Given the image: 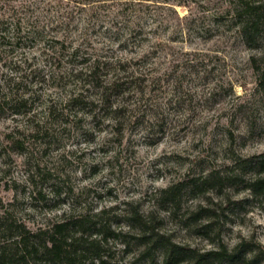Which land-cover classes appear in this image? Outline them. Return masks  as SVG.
Listing matches in <instances>:
<instances>
[{
  "label": "rangeland",
  "instance_id": "rangeland-1",
  "mask_svg": "<svg viewBox=\"0 0 264 264\" xmlns=\"http://www.w3.org/2000/svg\"><path fill=\"white\" fill-rule=\"evenodd\" d=\"M27 1L37 4L21 14L22 40L2 46L0 89L32 95L42 104L35 119L45 124L32 135L29 123L0 113V141L17 125L26 140L24 151L5 147L0 157V216L36 229L70 211L106 210L93 219L108 232L102 250L110 262L163 264L161 248L144 253L150 244L138 238L141 228L129 216L135 212L200 252L248 241L240 257L211 264H264V191L250 187L264 172L243 161L264 155V19L249 42L228 11L237 0ZM145 51L153 53L147 64L158 67L157 76L173 65L177 73L194 72L179 84L187 93L181 100L174 75L156 84V107L171 120L163 135L129 127L121 138L83 111L46 121L47 100L63 96L58 77L73 63ZM210 171L229 178L185 184L174 202L160 197L163 188Z\"/></svg>",
  "mask_w": 264,
  "mask_h": 264
},
{
  "label": "trees",
  "instance_id": "trees-1",
  "mask_svg": "<svg viewBox=\"0 0 264 264\" xmlns=\"http://www.w3.org/2000/svg\"><path fill=\"white\" fill-rule=\"evenodd\" d=\"M234 2L228 11L233 12L239 19L240 34L246 41L255 42L263 28L264 0ZM36 4H29L27 0H0V55L4 50L2 48H5L2 46L12 43L11 38L16 39L17 45L20 43L23 38L21 14L24 11L27 13ZM71 12L67 10V14ZM9 18L14 19L11 27L13 37L8 35ZM29 24L30 27L38 26V23ZM152 54L151 51H145L143 57H119L116 61L84 57L78 63H73L68 75L61 73L58 77L63 81V85L65 84L63 96L47 100L48 103L44 107L46 121L63 122L65 116L74 117L83 111L91 115L96 123L102 120L112 125L115 134L121 138L129 127H143L148 134L158 132L163 135L171 120L163 110L156 107L154 97L156 84L161 81L169 82L171 75H174V93L179 94L176 95V100H181L187 93L180 89L182 86L179 84L194 72L189 69L186 74L177 73L173 65L171 71H165L164 74L157 76L155 73L158 67L147 64L148 57H152ZM187 60L192 63V60ZM10 86L5 93L0 89V113L10 110L13 121L29 123L32 135L40 133L45 122L36 121L35 118L37 109L42 104L36 103L32 95L21 93L18 89L14 91ZM209 92L211 95V91ZM24 136L25 132L20 130L18 125L4 133L0 141V157L5 152V147L19 153L24 151L26 149ZM243 161L257 172H264V155L258 160L247 158ZM226 178L229 177L210 171L202 178L195 177L173 183L163 188L159 194L163 200L169 198V201L174 202L180 187L185 184L195 188L197 184L210 185L212 180L223 182ZM256 186H259L261 192L264 191V178L254 179L250 187ZM203 210L208 211L209 208ZM105 211L94 214L70 211L47 226H39L36 229L30 228L22 221L11 219L8 215L0 216V264H113L102 250V243L107 240L108 232L103 224H98L93 219ZM129 216L141 228L139 240L150 244L144 253L151 252L155 247L161 248L163 264H178L187 259L191 264H211L212 260L229 262L240 257L243 251L246 252L249 244L248 241L242 240L231 248L221 244L218 249L200 252L189 245L173 242L156 230L152 221L135 212Z\"/></svg>",
  "mask_w": 264,
  "mask_h": 264
}]
</instances>
